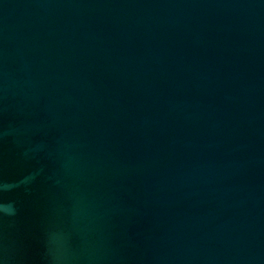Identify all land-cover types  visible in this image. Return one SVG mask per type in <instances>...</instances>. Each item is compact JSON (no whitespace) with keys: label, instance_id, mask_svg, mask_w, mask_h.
<instances>
[{"label":"water","instance_id":"1","mask_svg":"<svg viewBox=\"0 0 264 264\" xmlns=\"http://www.w3.org/2000/svg\"><path fill=\"white\" fill-rule=\"evenodd\" d=\"M0 264H264V0H0Z\"/></svg>","mask_w":264,"mask_h":264}]
</instances>
